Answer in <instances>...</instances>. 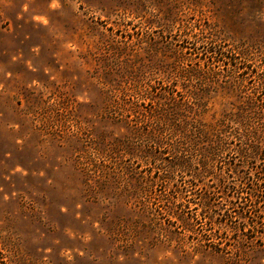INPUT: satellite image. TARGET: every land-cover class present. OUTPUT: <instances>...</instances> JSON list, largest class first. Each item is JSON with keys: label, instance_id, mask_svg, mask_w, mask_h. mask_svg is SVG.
Instances as JSON below:
<instances>
[{"label": "rangeland", "instance_id": "1", "mask_svg": "<svg viewBox=\"0 0 264 264\" xmlns=\"http://www.w3.org/2000/svg\"><path fill=\"white\" fill-rule=\"evenodd\" d=\"M253 94L264 0H0V264H264L217 183L264 124L195 180L197 120Z\"/></svg>", "mask_w": 264, "mask_h": 264}, {"label": "trees", "instance_id": "2", "mask_svg": "<svg viewBox=\"0 0 264 264\" xmlns=\"http://www.w3.org/2000/svg\"><path fill=\"white\" fill-rule=\"evenodd\" d=\"M242 53L246 54L247 56L250 54L248 50L243 51ZM256 96L248 95L246 100L242 101V105H239L236 108V111L232 114H225L222 118L208 121L199 118L197 120V124L195 125L196 134L200 137H195V142L198 143V152L200 154L199 164L202 169H199L195 173V180L202 181L201 177L205 174H212L210 168H213V163L218 159L219 156H222L227 150V144L230 142L228 141V137H223L226 135L228 123L235 122L239 123L244 128L249 129L255 122L263 123L264 115L261 111V108H256ZM258 132H264V128L258 130ZM241 141V138H239ZM242 142V141H241ZM246 144L243 148L239 149L241 161L245 164L247 161L249 168L248 169H239L234 165L233 167L227 169V171L220 173V177L217 179V183L221 185L223 188V193L226 194V200L228 201L229 208L226 209L224 213L219 212V216L233 219L234 217L238 216L243 218L244 220L248 219H255V223L252 225L249 224L251 228L248 229V226L237 225L234 228L235 232H252L256 236L264 237V226L262 220L264 219L261 209V203L264 202V169L260 171L256 170L252 172V168L257 167L258 164L256 161L261 160L264 161V151L260 141H254L252 137H246ZM178 164L186 168V162L179 161ZM250 164V165H249ZM264 164V162L262 163ZM211 166V167H210ZM235 175L237 176L235 178ZM231 178V179H230ZM233 180H238L237 183H234ZM233 182V183H232ZM220 187V188H221ZM248 189V190H247ZM231 192H233L231 194ZM218 194L207 193L204 192L199 195L202 210L200 215H205V209L210 208L212 209L213 205L211 201H215L218 199ZM235 212V215L232 214V210ZM213 210H216L213 208ZM230 210V211H228ZM208 219L213 221L212 217L208 215ZM243 220V221H244ZM242 221V222H243ZM227 221H223L220 223L219 226H225ZM214 228V227H211ZM248 230V231H245ZM253 240V239H251ZM241 242V239H237L236 243Z\"/></svg>", "mask_w": 264, "mask_h": 264}]
</instances>
